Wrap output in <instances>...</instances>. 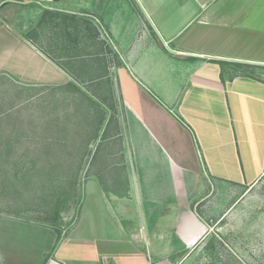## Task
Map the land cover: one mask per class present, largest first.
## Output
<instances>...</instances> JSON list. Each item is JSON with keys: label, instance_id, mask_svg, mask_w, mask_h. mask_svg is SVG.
<instances>
[{"label": "crops", "instance_id": "obj_1", "mask_svg": "<svg viewBox=\"0 0 264 264\" xmlns=\"http://www.w3.org/2000/svg\"><path fill=\"white\" fill-rule=\"evenodd\" d=\"M44 8L91 26L78 47L109 56L122 111L72 224L57 239L51 225L0 214V264L36 252L38 264L195 257L211 237V193L223 194L219 205L264 178V81L222 78L219 64H264V0L2 1L0 76L24 87L72 80L22 35Z\"/></svg>", "mask_w": 264, "mask_h": 264}, {"label": "rangeland", "instance_id": "obj_2", "mask_svg": "<svg viewBox=\"0 0 264 264\" xmlns=\"http://www.w3.org/2000/svg\"><path fill=\"white\" fill-rule=\"evenodd\" d=\"M113 92L118 120L122 104ZM75 94L44 86L24 87L0 76V214L47 226L54 223L64 232L75 220L92 165L106 153L109 128L117 124L110 109L106 110L98 138L86 145L91 120L85 113L87 103L82 105L78 102L81 96ZM75 140L90 151L76 177L69 154ZM33 145L38 148L36 153L26 154ZM222 196L213 192L205 201L213 207ZM237 201V210L231 212L229 208ZM204 202L197 207L201 213H206ZM217 205L207 213L211 237L201 252L181 263L160 264H264V178ZM21 229L12 233L17 241ZM33 256L37 257V252ZM34 257L29 264L40 263Z\"/></svg>", "mask_w": 264, "mask_h": 264}, {"label": "trees", "instance_id": "obj_3", "mask_svg": "<svg viewBox=\"0 0 264 264\" xmlns=\"http://www.w3.org/2000/svg\"><path fill=\"white\" fill-rule=\"evenodd\" d=\"M2 1L5 0H0V3ZM82 26H86L92 33L91 26L86 22L76 19L74 15L44 8L36 25L22 35L71 76L72 80L69 83L59 86H48V88L70 91L74 94L76 92L81 96L78 102L82 105L87 103V106H85L88 107V112L85 113L89 121L91 120L89 123L90 137L89 129L87 135L85 134V144L88 145L90 141L98 138L103 122L106 119V110L110 109L112 118H115V121L117 120L113 103L114 85L107 69L110 58L107 55L100 56L98 52L83 53V50L78 47L83 37L81 35ZM97 35V33L96 35L94 34V38ZM49 39L52 40L51 43ZM108 51L110 50L107 49ZM219 64L221 65L222 78L224 71L227 69V72L230 73L229 78L235 75H246L264 81V64L229 63L222 61H219ZM98 65L100 66V70L97 69ZM66 113H69V111H66ZM78 144H76L75 140V147L69 152L70 159L73 162L72 166L75 177L90 154V151L86 147H81ZM16 151L19 152V150ZM25 151L26 154L27 152L36 153V150L31 149H26ZM24 152L23 156L26 155ZM45 153L47 154V152ZM54 153L50 152L51 155H55ZM35 156L40 157V154L38 156L35 154ZM33 173H35V169H33ZM72 182L75 186V178ZM74 186L71 189V193L74 192ZM51 226L57 233V239L60 238L62 230L54 223H51Z\"/></svg>", "mask_w": 264, "mask_h": 264}, {"label": "built area", "instance_id": "obj_4", "mask_svg": "<svg viewBox=\"0 0 264 264\" xmlns=\"http://www.w3.org/2000/svg\"><path fill=\"white\" fill-rule=\"evenodd\" d=\"M160 264V263H159Z\"/></svg>", "mask_w": 264, "mask_h": 264}]
</instances>
